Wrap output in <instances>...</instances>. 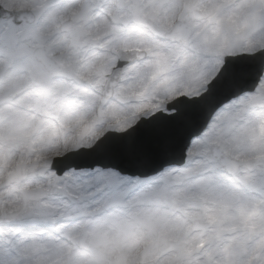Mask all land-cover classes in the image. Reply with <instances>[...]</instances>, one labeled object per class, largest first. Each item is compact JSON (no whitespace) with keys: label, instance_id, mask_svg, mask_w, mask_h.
<instances>
[{"label":"snow or ice","instance_id":"snow-or-ice-1","mask_svg":"<svg viewBox=\"0 0 264 264\" xmlns=\"http://www.w3.org/2000/svg\"><path fill=\"white\" fill-rule=\"evenodd\" d=\"M111 96L171 99L60 158L51 121L107 120ZM177 129L189 132L179 151ZM189 145L204 159L186 174L215 172V145L230 174L264 190V0H0V264H133L132 225L111 210L175 196L166 166ZM133 218L163 228L154 214ZM174 246L166 264H195L190 243ZM230 264H264V243Z\"/></svg>","mask_w":264,"mask_h":264},{"label":"clouds","instance_id":"clouds-1","mask_svg":"<svg viewBox=\"0 0 264 264\" xmlns=\"http://www.w3.org/2000/svg\"><path fill=\"white\" fill-rule=\"evenodd\" d=\"M62 35L54 34L52 39H61ZM126 59L131 64L134 57ZM170 99L135 98L125 102L111 96L108 103L115 105L116 111L107 120L62 128L53 119L51 123L58 129L53 146L58 149L60 158L74 151L72 144L80 140L87 141L84 146L92 148L110 130L130 126L128 122L133 116L138 119L141 115L150 114L154 108L165 105ZM136 107L143 111L135 112ZM98 111L99 105L90 109L89 120ZM209 148L214 157L210 167L215 168V172L200 169L191 175L186 174L187 169H199V162L204 159L199 146L189 145L190 155L182 163L166 166L175 170L170 181V192L175 196L111 210L119 216L118 223L132 225V234L125 241L124 251L133 264H166L167 260L179 253V248L174 246L177 240L192 245L195 264H230L244 246L264 243V190L230 174L223 164L224 155L221 153L217 156L215 145H209ZM240 150L249 153L253 149L244 142ZM253 172L258 170L254 169ZM39 179L33 178L32 183ZM134 213L154 214L162 222L163 228L152 231L138 224L133 218ZM101 224L105 230L112 229V225L103 220Z\"/></svg>","mask_w":264,"mask_h":264},{"label":"water","instance_id":"water-1","mask_svg":"<svg viewBox=\"0 0 264 264\" xmlns=\"http://www.w3.org/2000/svg\"><path fill=\"white\" fill-rule=\"evenodd\" d=\"M178 130V129H177ZM188 138H189V134H185V136L183 137V139L181 140V143L182 144H184L186 141H188ZM177 144H178V139L177 140H175V147L177 146ZM166 161L164 160V159H162V160H160L159 162H158V165H160V164H163V163H165ZM97 166V165H96ZM121 167H123L122 165H120Z\"/></svg>","mask_w":264,"mask_h":264}]
</instances>
